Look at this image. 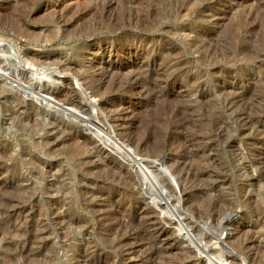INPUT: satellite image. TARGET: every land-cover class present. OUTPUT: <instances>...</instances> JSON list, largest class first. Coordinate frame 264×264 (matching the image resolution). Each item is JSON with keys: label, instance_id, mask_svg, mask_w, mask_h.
<instances>
[{"label": "rangeland", "instance_id": "rangeland-1", "mask_svg": "<svg viewBox=\"0 0 264 264\" xmlns=\"http://www.w3.org/2000/svg\"><path fill=\"white\" fill-rule=\"evenodd\" d=\"M227 263L264 264V0H0V264Z\"/></svg>", "mask_w": 264, "mask_h": 264}, {"label": "bare ground", "instance_id": "bare-ground-1", "mask_svg": "<svg viewBox=\"0 0 264 264\" xmlns=\"http://www.w3.org/2000/svg\"><path fill=\"white\" fill-rule=\"evenodd\" d=\"M68 88H69V87H68ZM58 100H59V99H58ZM71 100H72V99H71ZM56 102H58V103H59V102H63L64 104H67V103L64 102V101H56ZM95 102H96V101H95ZM58 103H57V104H58ZM30 104H31V103H30ZM57 106H58V105H57ZM63 107H64V106H63ZM65 107H66V106H65ZM67 107H68V106H67ZM28 108H29V106H28ZM34 110H35V108H34ZM62 110H63V109H62ZM26 111H27V113H29V115H31V114H33V113L35 112V111H33V109H31V108L27 109ZM32 111H33V112H32ZM31 116H32V115H31ZM20 121H21V119H20ZM23 122H24V121H23ZM20 123H21V122H20ZM102 123H104V122H102ZM18 124H19V123H18ZM53 124H54V123H53ZM21 125H23V124H21ZM24 127H26V126H24ZM78 127H80V126H78ZM80 128H81V127H80ZM26 129H27V128H26ZM61 129H62V128H61ZM77 129H78V128H75V131H74L75 133H74L73 136H71V135L73 134V132H72V134L70 135L71 137H70V138L68 137L69 140H73V139H76V138H78V137H80V136H83V134H82L80 131H78ZM104 129H105V128H104ZM24 131H25V130H24ZM28 131H29V129H28ZM70 132H71V131H70ZM70 132H69V133H70ZM25 133H26V131H25ZM60 133H61V132H60ZM68 135H69V134H68ZM66 138H67V137H66ZM125 139H126V138H125ZM85 141H86V142H89L88 139H85ZM123 142H124V141H123ZM89 143H90V142H89ZM74 145H76V144H74ZM120 147H122V146H120ZM130 148H131V147H130ZM122 149H123V148H122ZM76 150H77V149H76ZM126 150H127V149H126ZM129 150H130V149H129ZM46 152H47V151H46ZM131 152H132V151H131ZM134 152H135V151H134ZM95 153H97V152H95ZM128 153H130V152H128ZM128 156H129V155H128ZM82 161H83V160H82ZM82 161H80L81 164H82ZM156 161H157V160H156ZM86 162H87V161H86ZM129 162L132 163V164H133L132 166L135 167V168H136V167H139L140 165L143 166V167H145V168H148V169H153L154 171H155L156 168H158V167L155 168V167L153 166V162H152V161H149V160H140V159H137V158H133V157H132V158L130 159ZM90 163H92V161H90ZM154 165H156V163H155ZM156 166H157V165H156ZM81 168H82V167H81ZM135 168H134V169H135ZM90 169H91V168H90ZM117 171L119 172L120 176L123 175V173L120 172V169L117 170ZM157 171H158V170H157ZM140 173L142 174V172H140ZM111 174H112V173H111ZM115 174H116V172H115ZM117 174H118V173H117ZM119 174H118V175H119ZM127 174H128V173H127ZM156 174H158V176L161 178V180H162L161 182H162V183L167 184V185H166V189H168V191H172V192H173V188H172L171 184H169V181L167 180V178H165L163 175L159 174V172H158V173L156 172ZM129 175H130V176H129ZM129 175H128V176H129V177H128V176H126L125 173H124V176H126L127 179L123 178V181H124L125 185L128 186V187L130 186V183H131L133 180H134V181L137 180V175H133L132 173H129ZM142 177H143V176H142ZM115 179H116V178H115ZM140 180H141V179L138 178V184H137V183H135V184H137V185L139 186V189H145V185H142V184L139 183ZM116 182H120V181H116ZM158 185H159V184H158ZM134 186H135V185H134ZM138 186H137V187H138ZM146 187H147V186H146ZM155 187H156V186H155ZM153 189H154V188H153ZM155 189H156V188H155ZM132 190H133V189H132ZM147 191H148V192H147L148 194L153 195V191H152L151 187H147ZM154 192H155V191H154ZM130 193H131V192H130ZM132 194H133V193H132ZM139 194H140V193H139ZM171 194H172V193H171ZM87 201H88V200H87ZM90 201H91V200H90ZM107 201H108V200H107ZM187 202H188V201H187ZM54 203L57 204V203H60V201H59V200H56ZM60 204H61V203H60ZM86 204H87V202H86ZM176 204H177V202H176ZM177 205H179V204H177ZM186 205H187V204H185V206H186ZM185 206H184V208H185ZM89 208H90V207H89ZM176 208H177V207H176ZM179 209H180V208H179ZM181 209H183V208H181ZM181 209H180V210H181ZM189 213H190V212H189ZM146 214H148V213H146ZM67 216H68V214H65L64 216L61 215L60 218L63 219V218H66ZM172 216H173V215H172ZM67 218H68V217H67ZM68 220H69V219H68ZM181 220H182V219H181ZM181 220H180V221H181ZM58 221H59V220H58ZM60 221H61V220H60ZM62 221H63V220H62ZM60 224H61V223H60ZM83 228H84V227H83ZM161 229H162V228H161ZM161 229H160V230H161ZM87 230H88V229H87ZM161 231H162V232H166L167 230L165 231V229H164V231H163V230H161ZM162 232H161V233H162ZM158 233H159V232H158ZM200 234H201V233H200ZM229 244H230V243H229ZM203 250H204V249H203ZM220 250H221V249H220ZM206 251H207V250H206ZM212 252H213V251H212ZM157 254H158V252L155 251V252H154V255H157ZM151 255H152V254H151ZM220 255H221V254H220ZM217 256H218V254H217ZM218 258H219L220 261H222V260H221L222 257H221V258L218 257ZM223 261H224V260H223ZM225 263H226V262H225ZM228 263H229V262H228ZM228 263H227V264H228Z\"/></svg>", "mask_w": 264, "mask_h": 264}]
</instances>
